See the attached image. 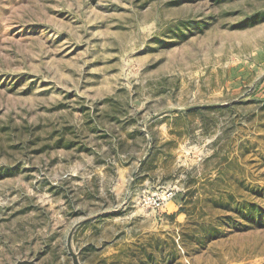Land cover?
Returning a JSON list of instances; mask_svg holds the SVG:
<instances>
[{
  "label": "rangeland",
  "instance_id": "rangeland-1",
  "mask_svg": "<svg viewBox=\"0 0 264 264\" xmlns=\"http://www.w3.org/2000/svg\"><path fill=\"white\" fill-rule=\"evenodd\" d=\"M22 260L264 264V0H0V264Z\"/></svg>",
  "mask_w": 264,
  "mask_h": 264
},
{
  "label": "built area",
  "instance_id": "built-area-1",
  "mask_svg": "<svg viewBox=\"0 0 264 264\" xmlns=\"http://www.w3.org/2000/svg\"><path fill=\"white\" fill-rule=\"evenodd\" d=\"M173 195H174V191H169L166 193L164 197H161V198L157 197L156 199H154L155 207H160L165 199L171 198Z\"/></svg>",
  "mask_w": 264,
  "mask_h": 264
},
{
  "label": "water",
  "instance_id": "water-1",
  "mask_svg": "<svg viewBox=\"0 0 264 264\" xmlns=\"http://www.w3.org/2000/svg\"><path fill=\"white\" fill-rule=\"evenodd\" d=\"M16 264H39V263L36 262L35 260H22V261H18Z\"/></svg>",
  "mask_w": 264,
  "mask_h": 264
},
{
  "label": "trees",
  "instance_id": "trees-1",
  "mask_svg": "<svg viewBox=\"0 0 264 264\" xmlns=\"http://www.w3.org/2000/svg\"><path fill=\"white\" fill-rule=\"evenodd\" d=\"M248 22H249V21H248V19H247V20L244 21V22L242 21V22L240 23V25L243 26V25L247 24ZM151 150H152V149H150L149 152H150ZM149 155H150V154H149ZM145 163H146V159H144V160L141 161V164H142V165L145 164Z\"/></svg>",
  "mask_w": 264,
  "mask_h": 264
}]
</instances>
